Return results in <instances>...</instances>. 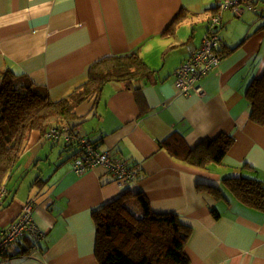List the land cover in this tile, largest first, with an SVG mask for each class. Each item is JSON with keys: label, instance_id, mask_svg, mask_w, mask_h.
<instances>
[{"label": "crops", "instance_id": "1", "mask_svg": "<svg viewBox=\"0 0 264 264\" xmlns=\"http://www.w3.org/2000/svg\"><path fill=\"white\" fill-rule=\"evenodd\" d=\"M219 1L0 0V77L7 71L20 86L43 88L58 101L106 56L137 53L154 72L138 90L107 83L66 126L133 167L127 184L101 167L74 173L76 147L30 133L1 186L0 229L31 203L43 237L26 234L0 264H99L91 212L126 193H141L153 213L174 214L191 228L183 249L188 264H264V211L238 202L224 182L264 184V125L250 119L246 99L264 76V0H251L254 9L240 16L221 14L216 31L224 55L200 81L201 96L174 88V71L201 45ZM202 18L208 25L196 26ZM221 135L233 143L220 164L182 161V150Z\"/></svg>", "mask_w": 264, "mask_h": 264}, {"label": "trees", "instance_id": "2", "mask_svg": "<svg viewBox=\"0 0 264 264\" xmlns=\"http://www.w3.org/2000/svg\"><path fill=\"white\" fill-rule=\"evenodd\" d=\"M218 6L215 10L217 11ZM177 15L168 30H172ZM137 53L106 56L90 65L87 80L67 97L53 101L43 88L20 86L9 72L0 77V189L25 149L31 132L44 137L51 127L68 126L75 108L97 96L109 82H123L138 90L153 75ZM250 119L264 125V76L246 92ZM233 138L221 135L205 139L192 149L182 150V161L194 167L220 164ZM241 204L264 211V184L250 178L224 181ZM134 199L137 215L128 201ZM95 226L94 254L99 264H188L183 249L191 233L174 214H155L141 193L123 194L91 212ZM218 217V214H215Z\"/></svg>", "mask_w": 264, "mask_h": 264}, {"label": "built area", "instance_id": "3", "mask_svg": "<svg viewBox=\"0 0 264 264\" xmlns=\"http://www.w3.org/2000/svg\"><path fill=\"white\" fill-rule=\"evenodd\" d=\"M254 4L251 0H220L217 13L210 21V29L204 36L201 45L189 59L183 62L173 73L174 88L180 95L187 96L191 93L201 96L203 94L199 85L200 81L212 70L217 68L224 55V47L216 31L219 26L221 14L231 10L240 16L244 11H252ZM45 139L63 141L68 146H74L77 154L73 157L72 171L82 175L88 170L101 167L110 172L116 183L124 185L136 177V170L127 165L123 160L114 158L107 152L98 149L95 143L84 136L78 135L66 126L51 127L44 135ZM4 189H0V199ZM33 205L22 206L19 217L12 221L6 229H0V257L12 244L29 234L34 241H39L43 233L37 228L33 219Z\"/></svg>", "mask_w": 264, "mask_h": 264}, {"label": "rangeland", "instance_id": "4", "mask_svg": "<svg viewBox=\"0 0 264 264\" xmlns=\"http://www.w3.org/2000/svg\"><path fill=\"white\" fill-rule=\"evenodd\" d=\"M203 19H205V18H202V19H197V21L196 22H198L197 24H196V26H207L208 24V22H205V20H203ZM203 20V21H202ZM12 181H13V179H11V181H10V183H12ZM11 185V184H10ZM17 192V191H16ZM132 203H135L136 204V201H132Z\"/></svg>", "mask_w": 264, "mask_h": 264}]
</instances>
